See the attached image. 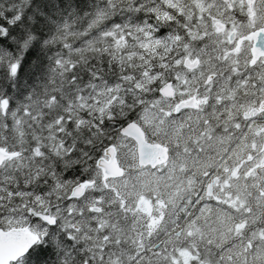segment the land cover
Masks as SVG:
<instances>
[{"label":"snow or ice","instance_id":"6c2138e0","mask_svg":"<svg viewBox=\"0 0 264 264\" xmlns=\"http://www.w3.org/2000/svg\"><path fill=\"white\" fill-rule=\"evenodd\" d=\"M0 264H264V0H0Z\"/></svg>","mask_w":264,"mask_h":264}]
</instances>
